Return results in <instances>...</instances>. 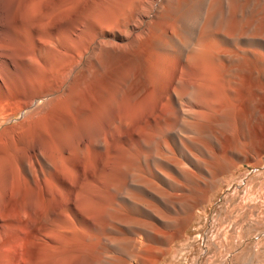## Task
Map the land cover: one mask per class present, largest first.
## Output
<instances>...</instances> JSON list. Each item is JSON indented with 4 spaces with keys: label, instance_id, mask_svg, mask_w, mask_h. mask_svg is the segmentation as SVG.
<instances>
[{
    "label": "bare ground",
    "instance_id": "obj_1",
    "mask_svg": "<svg viewBox=\"0 0 264 264\" xmlns=\"http://www.w3.org/2000/svg\"><path fill=\"white\" fill-rule=\"evenodd\" d=\"M261 151L264 0H0V264H160Z\"/></svg>",
    "mask_w": 264,
    "mask_h": 264
},
{
    "label": "rangeland",
    "instance_id": "obj_2",
    "mask_svg": "<svg viewBox=\"0 0 264 264\" xmlns=\"http://www.w3.org/2000/svg\"><path fill=\"white\" fill-rule=\"evenodd\" d=\"M229 167L234 173L198 200L160 264H264V225H256L264 223V156L259 168L235 159Z\"/></svg>",
    "mask_w": 264,
    "mask_h": 264
}]
</instances>
